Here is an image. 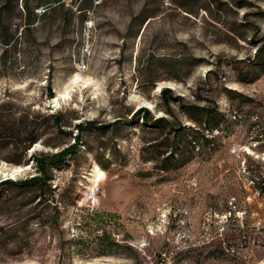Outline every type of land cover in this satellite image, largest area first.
Masks as SVG:
<instances>
[{
	"label": "rangeland",
	"instance_id": "1",
	"mask_svg": "<svg viewBox=\"0 0 264 264\" xmlns=\"http://www.w3.org/2000/svg\"><path fill=\"white\" fill-rule=\"evenodd\" d=\"M8 1L0 103L62 113L68 127L61 135L48 127L41 141L58 146L39 141L19 166L5 160L18 156L10 146L0 149V181L34 175L29 156L71 145L75 125L103 127L140 107L185 125L190 161L160 172L155 130L86 128L76 153L51 171L54 204L0 188V264H264V71L251 74L249 62L257 50L264 58V0ZM25 4L37 19L23 30ZM163 88L183 105L216 104L225 121L204 132L212 145L191 148L187 134L204 127L172 101L166 115ZM95 167L105 179L90 188ZM102 230L126 247L101 255Z\"/></svg>",
	"mask_w": 264,
	"mask_h": 264
},
{
	"label": "trees",
	"instance_id": "2",
	"mask_svg": "<svg viewBox=\"0 0 264 264\" xmlns=\"http://www.w3.org/2000/svg\"><path fill=\"white\" fill-rule=\"evenodd\" d=\"M27 1V0H22ZM52 3H56L58 5H62L60 3L61 0H48ZM47 2V0L45 1ZM174 4L178 8H185V3H179L177 0H174ZM9 3L6 0L4 3H0V44L7 46L11 40V36L7 35L4 31V10L5 6ZM25 11L27 16L25 17V24L24 28L29 29L30 26L34 24L37 19V15L34 14L33 11H30L27 8V5H24ZM37 6H41L40 3ZM146 15V10L142 9L137 17L134 19L140 20L141 17ZM143 20V19H142ZM141 24L144 21H140ZM3 54V53H2ZM2 58V55H1ZM253 63V69H250V73H255L256 68L259 71H264V58L261 57V51L257 50L254 59L249 61ZM193 64V63H192ZM196 63L193 65L195 66ZM174 68V66H170ZM210 72V71H209ZM257 76V72L256 75ZM256 77H252L251 79L254 80ZM251 80V81H252ZM239 81L241 83H246L249 81L246 77H240ZM47 96L49 99H53L54 95L51 91L50 85L47 86ZM230 94L233 91H229ZM160 99L163 102V112L166 115L172 113L170 107V101L178 105V109L185 114L189 120L193 123L202 125L204 128L202 131L194 130L193 135L190 136L187 134L186 138L189 139V145L191 148L200 147L205 148L209 145H212L214 142V138L207 137V134L204 132H213L217 127L221 126L223 123L224 116L221 115L218 111V108L215 103H210V105H183L181 103L180 97H172V90L169 88H163L160 91ZM44 123H47L48 126L45 127ZM50 123V124H49ZM130 125L134 128H143V129H152L155 130L160 137H162V141L159 145H155L156 149L158 148L159 159H153V161H157L158 164L155 165V169L160 172H166L171 169H177L185 165L187 162L190 161V157L187 155L188 150L185 145H182L181 136L184 134L186 130L185 125L177 124L168 120L165 116L154 117L151 114L150 109L146 107H140L133 113H131L129 119H118L109 125H105L103 127H97L95 122H87V123H80L75 125L76 133L73 138V143L71 145H67L66 147L62 148L56 153L50 154H31L28 160L25 161L24 165H29V161L34 164V175L31 177H27L22 180H2L0 181V188L4 187L6 190H9L12 187H16L20 190L30 191L34 193L33 198L38 199V203H45L47 207L49 204H54L52 201L50 203V198L53 196V192H55V188L51 187V171L59 170L63 166L66 165V161L68 158L73 156L76 151L77 147L79 146L80 142L82 141V135L86 128L96 131L100 129H105L110 131L114 127ZM89 126V127H86ZM48 127H52L55 129L57 135L64 134L65 128L68 127L63 120L62 113H53L48 114L45 113L44 115L39 114H32L30 112L29 107L16 109L14 105L10 102H1L0 103V149L6 148L10 146L13 151L10 153V156L17 154V158H7L5 160L8 163H14L16 165L19 164V161L23 158H26L27 152L32 150L35 145L39 141H41L42 137L47 134ZM178 127V128H176ZM122 128V127H121ZM185 128V129H184ZM191 131V129H188ZM69 134V133H68ZM70 135V134H69ZM42 142V141H41ZM43 143V142H42ZM46 147L54 148L58 146V142L55 140L47 139L46 142L43 143ZM185 148V149H184ZM179 154V159L176 160V157ZM19 166V165H18ZM53 198V197H52ZM57 205H53V209L56 211ZM106 217H112L111 214L105 213ZM55 223V220H52ZM101 244H103V249L101 250V255H111L113 249H117L121 246L119 243L115 242L114 239L111 238L110 233L105 230H102L101 236L99 237Z\"/></svg>",
	"mask_w": 264,
	"mask_h": 264
},
{
	"label": "bare ground",
	"instance_id": "3",
	"mask_svg": "<svg viewBox=\"0 0 264 264\" xmlns=\"http://www.w3.org/2000/svg\"><path fill=\"white\" fill-rule=\"evenodd\" d=\"M79 78L80 77L78 76L76 80L78 81ZM57 101H58V99L55 102H57ZM21 171H22V168L16 167V169H14L13 175L15 176L16 174L21 173ZM91 177H93V179H92V185L93 186H91L90 188H93L94 186H96L97 184L102 182L103 178L105 179V174L99 167H95L92 171ZM84 201H86V199Z\"/></svg>",
	"mask_w": 264,
	"mask_h": 264
},
{
	"label": "built area",
	"instance_id": "4",
	"mask_svg": "<svg viewBox=\"0 0 264 264\" xmlns=\"http://www.w3.org/2000/svg\"><path fill=\"white\" fill-rule=\"evenodd\" d=\"M15 180L14 178H10ZM97 193V189H93L89 192L88 196L86 197V201L91 202L92 200L95 199Z\"/></svg>",
	"mask_w": 264,
	"mask_h": 264
},
{
	"label": "clouds",
	"instance_id": "5",
	"mask_svg": "<svg viewBox=\"0 0 264 264\" xmlns=\"http://www.w3.org/2000/svg\"><path fill=\"white\" fill-rule=\"evenodd\" d=\"M11 180V179H10Z\"/></svg>",
	"mask_w": 264,
	"mask_h": 264
}]
</instances>
